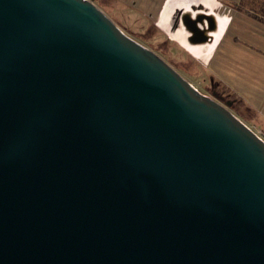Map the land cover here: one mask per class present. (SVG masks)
<instances>
[{
	"label": "water",
	"instance_id": "95a60500",
	"mask_svg": "<svg viewBox=\"0 0 264 264\" xmlns=\"http://www.w3.org/2000/svg\"><path fill=\"white\" fill-rule=\"evenodd\" d=\"M0 264H264V139L91 0H0Z\"/></svg>",
	"mask_w": 264,
	"mask_h": 264
},
{
	"label": "rangeland",
	"instance_id": "374dc122",
	"mask_svg": "<svg viewBox=\"0 0 264 264\" xmlns=\"http://www.w3.org/2000/svg\"><path fill=\"white\" fill-rule=\"evenodd\" d=\"M161 2L162 0H94L127 35L156 52L200 92L212 97L211 90L215 88L225 98L230 99L232 104L228 106L229 109L264 139V113L256 106L260 104L258 99L261 95H255L251 88H246L244 83L236 78L227 80L231 87L242 93L243 100L236 89L221 80L223 77H230L231 63L221 61L223 42L217 50L213 49L226 29L228 17L217 16L218 28L213 33V42L206 50L204 45L189 44L183 30L176 27L180 24L178 11L175 12L179 7L191 10L194 4H197V7L204 5V9H214L218 1L169 0L164 18H161L159 9ZM172 13L174 14L171 15ZM170 15L167 23L166 17ZM161 25L167 28L164 29ZM209 53L210 60H207ZM252 105L256 106V109Z\"/></svg>",
	"mask_w": 264,
	"mask_h": 264
},
{
	"label": "crops",
	"instance_id": "0c3cea01",
	"mask_svg": "<svg viewBox=\"0 0 264 264\" xmlns=\"http://www.w3.org/2000/svg\"><path fill=\"white\" fill-rule=\"evenodd\" d=\"M168 1L169 0H162L160 4L159 9L162 13L161 18H164V11ZM217 1L218 5L214 9L208 7H205V9L214 12L216 16L222 15L228 17L226 29L213 49V51L217 50L223 42L221 61H229V63H231V66H229L231 68V72L229 73L230 77H223L221 80L227 82V85L230 86L227 80L236 78L237 80L242 81L246 88H251L255 95L256 93L260 94L261 97L258 99L260 104L256 106H258L260 111L264 113V23L249 16L243 10L238 9L235 5L239 0ZM196 5L197 4H194V6ZM182 9L184 8L179 7L175 12ZM171 15L166 17V21L168 20L167 23L169 22ZM161 26L164 29L167 28L164 25ZM176 27L178 30H183V27H181L180 24ZM183 32L185 33L186 38L187 33L184 30ZM208 45L209 44L204 45L205 50ZM211 53H209V56L207 55V60H210ZM231 88L236 89L233 87ZM236 91L243 99L244 97L242 96V93L237 89ZM256 106L253 107L256 109Z\"/></svg>",
	"mask_w": 264,
	"mask_h": 264
},
{
	"label": "trees",
	"instance_id": "16d2710c",
	"mask_svg": "<svg viewBox=\"0 0 264 264\" xmlns=\"http://www.w3.org/2000/svg\"><path fill=\"white\" fill-rule=\"evenodd\" d=\"M235 6L264 23V0H239Z\"/></svg>",
	"mask_w": 264,
	"mask_h": 264
},
{
	"label": "flooded vegetation",
	"instance_id": "af4514ba",
	"mask_svg": "<svg viewBox=\"0 0 264 264\" xmlns=\"http://www.w3.org/2000/svg\"><path fill=\"white\" fill-rule=\"evenodd\" d=\"M211 94L212 97H214L216 100H218L220 103L224 104V105H228L231 106L232 102L230 101V99L225 98L223 96L222 93H220L219 91H217L215 88H212L211 90Z\"/></svg>",
	"mask_w": 264,
	"mask_h": 264
},
{
	"label": "built area",
	"instance_id": "2783aa9c",
	"mask_svg": "<svg viewBox=\"0 0 264 264\" xmlns=\"http://www.w3.org/2000/svg\"><path fill=\"white\" fill-rule=\"evenodd\" d=\"M92 2H94V0H91Z\"/></svg>",
	"mask_w": 264,
	"mask_h": 264
}]
</instances>
